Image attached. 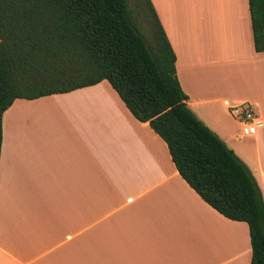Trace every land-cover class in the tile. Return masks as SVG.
Segmentation results:
<instances>
[{
  "label": "crops",
  "instance_id": "1",
  "mask_svg": "<svg viewBox=\"0 0 264 264\" xmlns=\"http://www.w3.org/2000/svg\"><path fill=\"white\" fill-rule=\"evenodd\" d=\"M148 2L186 106L247 167L264 203V55L253 50L247 0ZM238 104L257 115L251 137L227 112ZM249 260L246 224L188 187L106 81L16 99L2 113L0 264Z\"/></svg>",
  "mask_w": 264,
  "mask_h": 264
},
{
  "label": "trees",
  "instance_id": "2",
  "mask_svg": "<svg viewBox=\"0 0 264 264\" xmlns=\"http://www.w3.org/2000/svg\"><path fill=\"white\" fill-rule=\"evenodd\" d=\"M144 2L149 31L138 25L129 0H0V145L2 113L14 100L106 81L130 115L165 143L188 187L222 217L246 224L249 264H264L261 192L247 167L186 106L174 53ZM247 6L253 50L264 55V0Z\"/></svg>",
  "mask_w": 264,
  "mask_h": 264
},
{
  "label": "built area",
  "instance_id": "3",
  "mask_svg": "<svg viewBox=\"0 0 264 264\" xmlns=\"http://www.w3.org/2000/svg\"><path fill=\"white\" fill-rule=\"evenodd\" d=\"M228 114L237 121L242 137H251L258 124L257 115L249 105L238 104L227 108Z\"/></svg>",
  "mask_w": 264,
  "mask_h": 264
},
{
  "label": "rangeland",
  "instance_id": "4",
  "mask_svg": "<svg viewBox=\"0 0 264 264\" xmlns=\"http://www.w3.org/2000/svg\"><path fill=\"white\" fill-rule=\"evenodd\" d=\"M129 2H130L129 3L130 9H133V12H135L136 15L139 17L138 18L137 16H135L137 19L138 25L142 27V30L149 31L148 28L150 29V27H152L153 21L145 5L144 0H135V1L129 0ZM138 31L140 32L141 30H138ZM42 131L44 130L42 129Z\"/></svg>",
  "mask_w": 264,
  "mask_h": 264
}]
</instances>
